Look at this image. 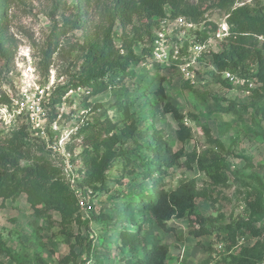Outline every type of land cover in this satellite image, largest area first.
Instances as JSON below:
<instances>
[{
    "label": "rangeland",
    "instance_id": "rangeland-1",
    "mask_svg": "<svg viewBox=\"0 0 264 264\" xmlns=\"http://www.w3.org/2000/svg\"><path fill=\"white\" fill-rule=\"evenodd\" d=\"M1 7L4 16L0 30V133L5 135L26 124L25 118L14 120L11 116L21 92L48 81L55 83V87L66 85L80 67L90 44L104 46L114 38V45L124 60L133 52L140 62L126 74L118 71L109 75L108 79L117 82L116 86L99 93L74 89L52 106L50 121L58 122L59 136H70L69 149L77 159L78 170L86 171L92 161L103 162L108 156L105 142L116 137L114 149L120 154L107 171L104 185H94L100 194L93 204V223L87 226L80 222L78 212L74 220L65 222L56 208H47L39 214L28 201L26 192L6 198L4 193L8 190L0 191V264H127L129 259L136 261L144 255V248L138 253H120L121 234L125 229L123 204L129 202L131 194L137 198L155 189L175 192L182 182L195 183L199 193L196 214L216 224L235 223L252 216L248 206L252 191L257 188L264 191V99L253 95L252 90L259 88L254 79L246 77L249 83L245 86L231 83L224 74L222 81L215 79L218 73L212 54L219 52L227 38L221 34V26L227 23L228 11L209 10L194 23V29L180 28L173 20H168L165 34L169 44L183 36L185 40L196 39L207 44L201 59L190 67L188 77L179 68L185 63V49L181 50L179 60L157 62L153 53L161 28H157L152 37L143 33L140 41L135 40L133 27L123 29L119 21H115V0H4ZM240 7L264 12V0H238L233 9ZM75 22L82 25V29L71 28L66 34L54 37L66 24ZM210 22L217 26L215 32L212 26H206ZM204 30L211 31L207 41ZM258 41L264 44V39ZM52 46L56 53L46 78L43 63ZM161 86L166 89L168 101L184 114L185 124L192 129L193 137L185 144L177 139V123L171 114L164 112L163 102L155 92ZM126 91L131 94L133 103L124 97ZM3 95L11 99L10 104L5 103ZM204 96L207 100L202 102ZM205 128L224 145L223 150L208 141ZM99 130L103 135L98 137V146L94 147L88 136L96 135ZM161 147H168L173 155L183 154L173 158L172 163L168 158H161L162 163L155 171L144 170L145 161L152 166L158 160ZM88 151H91L89 155L85 153ZM206 151L223 158V170L232 178V185H211L195 165L192 169L186 166V155H201ZM0 158L7 160L1 171L11 174H18L17 168L32 164L25 160L24 153L1 143ZM52 164L63 169L61 160L52 157ZM65 183L63 175H58L48 192H64ZM15 186L12 184L11 188ZM142 220L139 217L138 222ZM169 226L176 227L178 235L163 234L155 223L143 224L140 239L145 247L159 235L169 245L170 264H227L233 251L227 250L222 239L189 236L186 220H172ZM127 228L134 230L131 225ZM256 242L254 239L244 244L253 246ZM89 243L95 248L92 256L87 248ZM88 257L92 261L89 262Z\"/></svg>",
    "mask_w": 264,
    "mask_h": 264
},
{
    "label": "trees",
    "instance_id": "trees-1",
    "mask_svg": "<svg viewBox=\"0 0 264 264\" xmlns=\"http://www.w3.org/2000/svg\"><path fill=\"white\" fill-rule=\"evenodd\" d=\"M0 0V30L2 29L4 10ZM238 0H115L113 17L119 21L123 29H131L135 34V40H141L143 33L149 37L159 28L160 23L165 19L185 18L190 23H198L205 14L214 8L229 12L227 24L229 35L222 44L219 52L212 54L213 66L217 71L215 79L221 80V76L230 73L236 77L254 79L259 88L252 90L256 98L264 99V44L260 45L259 39H264V12H254L248 7L233 9ZM194 2V3H192ZM6 4L3 3V5ZM135 24V25H134ZM206 26H212V31L217 30V26L210 22ZM82 29V25L66 24L62 32L54 37H59L68 32V29ZM210 31V30H209ZM209 31L204 30V40L209 39ZM211 32V31H210ZM114 39V38H113ZM113 39H109L104 46L90 44L83 57L80 67L70 82L64 86H57L54 92L52 106L59 104L62 99L74 89H84L87 92L99 93L105 91L110 86H116L117 82L108 79L109 75L116 72L126 74L131 68L136 67L140 58L131 52L130 58L124 60L120 51L115 47ZM153 40V39H152ZM134 42V40H133ZM1 46V45H0ZM56 53L55 46L45 57L43 63L44 75L48 76L53 63V55ZM252 73L251 76H248ZM251 77V78H250ZM223 83V82H222ZM150 89L147 88L146 91ZM156 94L163 102L164 112L171 114L177 123V139L185 144L193 137L192 129L185 124L184 114L168 101L166 89L161 86ZM261 94V95H260ZM6 104H10V98L3 95ZM124 97L133 103L131 94L126 91ZM207 98L204 96L202 102ZM123 100L119 102L122 105ZM246 111V110H245ZM101 125V124H99ZM104 127V124L101 125ZM208 141L218 145L223 150L224 145L215 139L208 128L204 129ZM80 133V132H79ZM101 130L96 135L88 136L93 142V146H98V137L102 136ZM0 143L21 153H24L25 160L30 161L31 166L17 168L18 174L9 171H1L6 167L7 160L0 158V191L8 190L4 193L6 198L18 197L22 192L28 194V201L39 214L44 213L47 208H56L62 213L65 222L74 220L76 213H79L80 222L90 226L94 221L93 210L85 217L80 211L77 196L66 180L61 168H56L52 164V155L46 145L39 139L31 136L27 123L22 128H16L9 134L0 133ZM116 137L112 136L105 145L108 149V156L103 162H90L86 171L80 169L78 172L83 176L79 185L90 188L94 191L95 199L99 196V191L94 187L96 184L104 185L106 173L111 169V164L120 154L114 147ZM165 146V145H164ZM71 151V149H70ZM183 151V150H181ZM89 155L91 151L85 152ZM183 152L173 155L168 147H161L158 153V160L151 164L148 161L143 163L144 170L155 171L159 168L161 158L172 159L179 157ZM186 166L192 169L193 166L205 174L211 185L230 186L233 184L232 178L223 170V158L215 152L206 151L201 155L189 154ZM77 159H74V161ZM20 173V174H19ZM84 173V174H83ZM62 174L67 189L62 193H51L49 187L52 181ZM20 175V176H19ZM16 184L15 188H11ZM249 198V209L252 216L240 218L235 223L216 224L204 216L196 214L199 193H197L194 182H182L175 192H165L155 189L151 194L143 192L140 197L128 196V201L123 204L125 229L122 231L121 240L123 246L120 253H138L140 248L145 252L140 259L134 261L129 259L127 264H170V248L164 243L159 235L155 236L149 247H145L141 241L143 224L155 223L159 230L165 235L175 233L178 235L176 227L169 226L172 220H186L188 222V234L193 238L217 237L226 242L227 250L232 252L229 255L227 264H261L264 261V191L254 189ZM43 206V209L40 207ZM142 217V223L138 222ZM110 218V217H108ZM131 225L134 230L128 229ZM256 239L253 246H246L244 242ZM90 256L94 252L92 243L88 245ZM88 261H92L88 257Z\"/></svg>",
    "mask_w": 264,
    "mask_h": 264
},
{
    "label": "built area",
    "instance_id": "built-area-1",
    "mask_svg": "<svg viewBox=\"0 0 264 264\" xmlns=\"http://www.w3.org/2000/svg\"><path fill=\"white\" fill-rule=\"evenodd\" d=\"M168 20L169 19H165L160 23L161 26L159 27L161 29L158 31L155 39L156 49L153 56L157 62L167 63L179 60L181 50L185 49V56L183 57L185 63L181 64L179 68L181 69V72L189 77L190 67L197 64L201 59L206 50L207 44L206 42H198L196 39L185 40L184 36L182 38L177 37V40L169 44L168 38L165 34ZM173 22L175 24L177 23L180 28H195L193 23L184 22L183 18L175 19ZM225 25L221 26V34L224 37H227L229 35V26L227 23H225ZM224 75L233 84L245 86L249 83L248 79H239L230 73H225ZM55 89V83L48 81L45 84L37 85L24 92L22 91L19 98L16 99L11 116H13L14 120L20 119L21 117L25 118L31 136L39 138L46 145V148L55 160H61L63 173L77 196L80 211L85 217H87L93 210L95 194L92 189L79 185V182L83 177L75 166V155H73L69 149L71 142L70 136L68 138H65L63 135L59 136L58 122L50 121ZM247 94L249 95L250 92L248 91ZM261 264H264V261Z\"/></svg>",
    "mask_w": 264,
    "mask_h": 264
}]
</instances>
